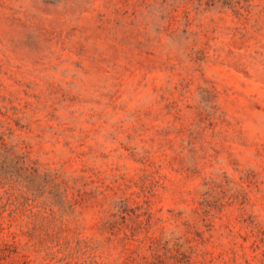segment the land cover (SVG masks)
<instances>
[{
    "label": "rangeland",
    "instance_id": "rangeland-1",
    "mask_svg": "<svg viewBox=\"0 0 264 264\" xmlns=\"http://www.w3.org/2000/svg\"><path fill=\"white\" fill-rule=\"evenodd\" d=\"M0 146V264H264V0H0Z\"/></svg>",
    "mask_w": 264,
    "mask_h": 264
},
{
    "label": "trees",
    "instance_id": "trees-1",
    "mask_svg": "<svg viewBox=\"0 0 264 264\" xmlns=\"http://www.w3.org/2000/svg\"><path fill=\"white\" fill-rule=\"evenodd\" d=\"M33 174L32 167L25 163L23 157L11 153L5 146H0V207L14 209L16 197H12V186L21 183L22 178ZM43 177L47 178L46 174Z\"/></svg>",
    "mask_w": 264,
    "mask_h": 264
}]
</instances>
